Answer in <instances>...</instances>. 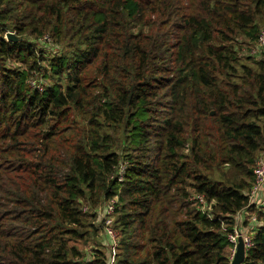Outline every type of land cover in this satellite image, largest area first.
Listing matches in <instances>:
<instances>
[{"label": "trees", "instance_id": "obj_1", "mask_svg": "<svg viewBox=\"0 0 264 264\" xmlns=\"http://www.w3.org/2000/svg\"><path fill=\"white\" fill-rule=\"evenodd\" d=\"M263 29L264 0H0V264H107L77 245L115 198V264H230L244 210L264 264Z\"/></svg>", "mask_w": 264, "mask_h": 264}, {"label": "built area", "instance_id": "obj_2", "mask_svg": "<svg viewBox=\"0 0 264 264\" xmlns=\"http://www.w3.org/2000/svg\"><path fill=\"white\" fill-rule=\"evenodd\" d=\"M258 49L260 51H263L264 53V29L261 31L259 37H258ZM123 170V169H122ZM122 174V173H121ZM254 176V185L248 195V208H254L256 210H264V159H259L254 167L253 171ZM121 180V179H119ZM115 199L111 200L109 203L106 204V206L101 211V218L104 223V234L108 237V245L110 248V253L108 255V263L107 264H115V258L113 256V250L116 247L117 244V232L112 228L113 223V211H114V204ZM236 221L235 228L233 229V233L228 235V241L233 246L232 248V256L235 253V249L238 243V238L242 239L244 250L245 252L248 251L252 246V235L251 230L257 226L255 225L256 216L254 213H250L247 210H244L240 213H238L234 217ZM247 221L248 227H243L242 222ZM244 233L242 232V230ZM247 232V233H246ZM112 251V253H111Z\"/></svg>", "mask_w": 264, "mask_h": 264}, {"label": "rangeland", "instance_id": "obj_3", "mask_svg": "<svg viewBox=\"0 0 264 264\" xmlns=\"http://www.w3.org/2000/svg\"><path fill=\"white\" fill-rule=\"evenodd\" d=\"M8 34H12L13 35V40H10L12 41L14 44L21 41L20 38L16 37V35L14 36L13 33H8ZM6 39V37H5ZM42 42L44 43H47L45 40H42ZM45 46H43L42 48L44 49V51H46V54L48 56H50V49L47 47V48H44ZM20 66L19 62L15 59H7L6 60V65L5 67L8 68V69H16ZM262 154V155H261ZM261 159H264V152L261 153ZM116 199V198H115ZM116 201V200H115ZM96 223V222H95ZM258 223V224H257ZM262 222H256L255 225L257 224L258 225H261ZM96 227H100V223L98 224V222L95 224ZM256 226V227H257ZM242 232L244 233L243 229H241ZM247 233V232H246ZM245 234V233H244ZM108 237L104 234V232L102 231V229L100 228L99 229V233L97 235V240H95L96 242L94 241H88L86 244H84L83 242L79 243L77 245V248L82 251V252H85V253H89L90 251H94V249L96 248V244L98 245L97 247H100V243H105L107 246H108ZM105 248V247H104ZM233 257V256H232ZM232 260V259H231ZM231 263V262H230Z\"/></svg>", "mask_w": 264, "mask_h": 264}, {"label": "water", "instance_id": "obj_4", "mask_svg": "<svg viewBox=\"0 0 264 264\" xmlns=\"http://www.w3.org/2000/svg\"><path fill=\"white\" fill-rule=\"evenodd\" d=\"M7 40H13L12 34H7L6 36ZM245 260V250L244 245L241 238H238V243L235 249V253L232 257L230 264H243Z\"/></svg>", "mask_w": 264, "mask_h": 264}]
</instances>
